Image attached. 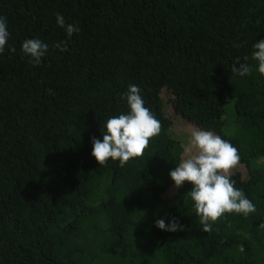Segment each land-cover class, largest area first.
I'll return each instance as SVG.
<instances>
[{
  "label": "trees",
  "instance_id": "1",
  "mask_svg": "<svg viewBox=\"0 0 264 264\" xmlns=\"http://www.w3.org/2000/svg\"><path fill=\"white\" fill-rule=\"evenodd\" d=\"M57 14L80 31L68 37ZM0 17V264H264V76L251 59L264 0H0ZM35 38L49 45L39 66L21 51ZM237 58L250 75L232 73ZM130 84L161 132L124 167L99 166L92 138L128 111ZM196 129L237 148L230 179L256 207L211 233L192 184L169 176Z\"/></svg>",
  "mask_w": 264,
  "mask_h": 264
},
{
  "label": "clouds",
  "instance_id": "2",
  "mask_svg": "<svg viewBox=\"0 0 264 264\" xmlns=\"http://www.w3.org/2000/svg\"><path fill=\"white\" fill-rule=\"evenodd\" d=\"M56 23L65 30L68 37L80 31L75 24L66 25L63 14L56 15ZM9 36L7 18L0 17V54L5 51ZM52 47L61 52L66 51L67 41L55 42ZM48 49L49 45L38 38L26 39L21 45V51L36 66L40 65ZM248 59L244 57L245 61ZM251 59L257 62L256 70L264 76V38L253 45ZM231 71L243 77L251 74L252 66L246 62L241 63L237 58ZM122 99L126 100L128 111L108 118L102 131V141L92 138L91 155L99 166H106L111 159L113 162L119 161V166L124 167L130 160L143 156L150 139L161 132V123L145 106L138 85L130 84ZM184 151L187 158L170 171L169 176L177 188L183 186L185 181L192 184L188 195L194 202L193 208L203 232L211 233L213 224L225 213L247 217L256 211L255 205L243 190L236 188L235 181L230 179L231 170L240 162L236 147L212 131L196 129L192 131L191 140ZM155 226L169 232L183 230L176 219H172L168 225L164 219H158ZM260 227L264 228V224ZM243 250L241 247L240 251Z\"/></svg>",
  "mask_w": 264,
  "mask_h": 264
},
{
  "label": "rangeland",
  "instance_id": "3",
  "mask_svg": "<svg viewBox=\"0 0 264 264\" xmlns=\"http://www.w3.org/2000/svg\"><path fill=\"white\" fill-rule=\"evenodd\" d=\"M190 140H191V138L187 136V141H188V142H187L186 144H188ZM186 156H187V155H186Z\"/></svg>",
  "mask_w": 264,
  "mask_h": 264
}]
</instances>
